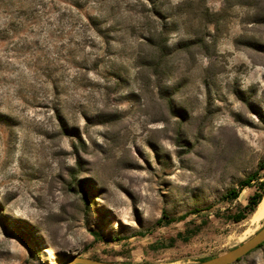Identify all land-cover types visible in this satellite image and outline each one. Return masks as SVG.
<instances>
[{
  "label": "rangeland",
  "instance_id": "rangeland-1",
  "mask_svg": "<svg viewBox=\"0 0 264 264\" xmlns=\"http://www.w3.org/2000/svg\"><path fill=\"white\" fill-rule=\"evenodd\" d=\"M79 4L107 38L54 14L51 49L0 41V264H194L249 239L264 219L229 217L257 184L224 195L264 179V0Z\"/></svg>",
  "mask_w": 264,
  "mask_h": 264
},
{
  "label": "trees",
  "instance_id": "trees-1",
  "mask_svg": "<svg viewBox=\"0 0 264 264\" xmlns=\"http://www.w3.org/2000/svg\"><path fill=\"white\" fill-rule=\"evenodd\" d=\"M24 2L26 3L25 6L15 7L17 3L21 4ZM151 4L152 7L150 11L153 15L160 17L162 15V6L157 5L154 1H151ZM54 14H59V19L56 22L61 25V27L70 25L73 27L74 31V28L80 26L82 33H87L88 31L93 30L98 36H101L104 39L107 38L106 36L108 32H106V29L103 27L101 19L93 15H84L83 7L79 4V0H0V41L8 43L12 41L15 42V39L11 37V34L14 32L21 36L20 42L24 44L23 49L34 50L35 48H40L42 50H49L51 49L50 46L54 47V37H58L56 32L60 31V29H57L56 32L47 29L48 26H53L55 24L52 19ZM45 32H48V35L45 36L47 39L44 38V34H46ZM92 37L93 35L85 38V45H87L88 42L93 43ZM68 41L69 44H76L78 50L79 48H82V42L76 41L74 35L71 34ZM62 44L64 45L65 43L62 42ZM16 46L18 45L16 44ZM47 56H50L49 53ZM70 57L77 58L73 50H70ZM47 76L50 79L52 78V74L50 73H48ZM52 82L54 84V89L58 90L59 81L54 80ZM53 109L57 112L56 118L60 123L62 134L69 136L71 129L66 123L61 109H58L57 102L53 103ZM253 183L257 184L256 190L249 197L248 203L243 209L230 216V219L240 222L257 210L264 197V179L259 176V173H253L241 181L240 188L234 187L225 193V199L231 201L236 200L240 197L242 191L246 187H252ZM83 188L85 192V200L87 204H89L90 194L85 186ZM163 218L166 219V223L168 224L174 222V219L167 215H163ZM162 221L163 219H159L158 223L160 224ZM95 234L97 237L102 236L97 232H95ZM121 239H124V237H117L116 239H112V241ZM263 245L264 243L259 248ZM209 258L212 257L203 258L200 262Z\"/></svg>",
  "mask_w": 264,
  "mask_h": 264
},
{
  "label": "water",
  "instance_id": "water-1",
  "mask_svg": "<svg viewBox=\"0 0 264 264\" xmlns=\"http://www.w3.org/2000/svg\"><path fill=\"white\" fill-rule=\"evenodd\" d=\"M264 198V197H263ZM263 200V199H262ZM261 200V201H262ZM261 203V202H260ZM264 243V226L249 239L217 256L194 264H235L257 250ZM65 264H120L95 260L82 256H71Z\"/></svg>",
  "mask_w": 264,
  "mask_h": 264
},
{
  "label": "bare ground",
  "instance_id": "bare-ground-1",
  "mask_svg": "<svg viewBox=\"0 0 264 264\" xmlns=\"http://www.w3.org/2000/svg\"><path fill=\"white\" fill-rule=\"evenodd\" d=\"M264 219V198L259 204L257 210L253 213L251 217V222L256 223Z\"/></svg>",
  "mask_w": 264,
  "mask_h": 264
}]
</instances>
